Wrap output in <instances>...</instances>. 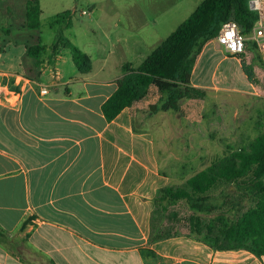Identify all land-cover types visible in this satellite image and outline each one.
<instances>
[{
  "label": "crops",
  "instance_id": "crops-1",
  "mask_svg": "<svg viewBox=\"0 0 264 264\" xmlns=\"http://www.w3.org/2000/svg\"><path fill=\"white\" fill-rule=\"evenodd\" d=\"M28 1L0 0V81L5 86L0 96V230L7 236L0 241V264H264V257L245 250L215 251L196 242L154 239L155 199L171 186V175L162 171L151 135L136 133L135 120L138 112L159 104L161 93L151 86L143 100L108 122L103 105L123 74L98 79L76 68L78 74L72 71L66 78L58 68L63 46L49 63L56 41L43 39L44 6L75 12L77 3L39 0L41 26L31 30ZM202 2L163 0L169 5L152 15L141 0H133L129 30L117 35L114 46L133 51L135 59L120 55L121 64L139 67L164 41L154 47L148 40L161 34L167 39ZM94 12L89 10L91 20ZM167 14L172 25L160 20ZM124 25L117 17L116 26ZM214 42L220 49L214 39L197 59L191 83L197 91L214 87L193 81ZM39 43L47 46L40 67L28 55ZM247 50V70L255 74L261 68ZM224 58L235 62L227 77L244 70L240 57ZM46 67H53L48 84L42 80ZM243 84L247 90L242 94L257 92L250 77ZM42 88L49 93L42 95ZM177 247L186 251L176 252Z\"/></svg>",
  "mask_w": 264,
  "mask_h": 264
},
{
  "label": "rangeland",
  "instance_id": "rangeland-1",
  "mask_svg": "<svg viewBox=\"0 0 264 264\" xmlns=\"http://www.w3.org/2000/svg\"><path fill=\"white\" fill-rule=\"evenodd\" d=\"M66 1L69 5L77 3V9L72 12L71 25L64 30L63 38L91 57L93 71L90 75L98 79L122 75L123 64L120 62V55L132 61L135 59V53L121 52L114 45L117 35L129 30L133 0H59V5ZM141 1V5L149 8L152 15L160 13L169 5L163 3V0ZM91 8L95 10L92 20L89 15H83V11L89 12ZM44 9L43 39L47 44H52L55 43L61 27L65 25L62 13L67 10L58 13L48 5H45ZM117 17L125 24L123 27L116 26ZM160 20L172 25L169 14ZM163 35L161 34L163 38L148 41L157 47L158 43L166 39L164 37L167 36ZM247 51L253 58V52L250 49ZM227 54L223 47L218 49L215 42L210 45L208 62L199 69L193 81L214 87L210 90H200L199 95L195 94L193 98L186 99L180 112L170 111L168 115H164L161 110L154 113L148 108L142 113H137L135 131L151 135L153 138L154 155L162 171L171 175V186L187 188V181L191 177L228 155L231 150L248 148L258 135L264 133V70L259 69L255 74H252L251 69L247 70L246 53H243L237 57L244 62V70L239 69L235 78L227 77L229 69L235 64L231 59L224 58ZM61 56L58 68L64 76L69 78L72 71L77 75L71 50L62 48ZM52 69L53 67L45 68L43 83L48 84L52 80ZM248 75L257 85V92L245 95L241 91L247 90L243 82L247 83ZM164 132L163 140L161 136ZM146 137L147 143H150V136ZM224 189H230L231 194L228 204L221 211L211 215L196 214L201 219L204 235L208 234L210 225H214L212 236L219 234L218 217L225 216L233 220L241 215L243 212H237L235 204L249 208L256 203L254 199L236 193L230 183L223 181L216 184L209 195L217 196ZM192 216H195V212L191 210L186 200H179L176 203L162 201L152 221L154 239H176L185 243L196 242L202 247L207 246L203 238L191 232ZM175 251L184 252L186 249L177 247Z\"/></svg>",
  "mask_w": 264,
  "mask_h": 264
},
{
  "label": "trees",
  "instance_id": "trees-1",
  "mask_svg": "<svg viewBox=\"0 0 264 264\" xmlns=\"http://www.w3.org/2000/svg\"><path fill=\"white\" fill-rule=\"evenodd\" d=\"M253 0H204L192 15L164 40L137 68L131 64L122 66L123 77L117 80V89L103 105L108 122L113 121L126 108L143 100L151 86H155L162 97L159 104L151 106V111L180 112L183 102L199 95L191 86L192 75L198 57L205 45L214 40L222 25L235 21L240 31L250 36L257 21V11L251 9ZM65 25L61 27L56 43L52 46L49 63L53 64L58 49L63 46L71 50L72 60L82 75L93 71L89 55L63 38V32L71 25L72 12L62 14ZM42 9L39 0L27 3L26 25L31 30H39ZM254 56L253 63L264 70V60L256 44L248 40ZM47 46L39 43L28 49V55L36 60V66L43 63ZM220 181L230 183L236 193L256 201L253 207L242 204L234 207L241 215L231 220L218 217L219 234L212 236L214 225L204 235L201 219L196 216L211 215L221 211L229 202L230 189H224L217 196L209 192ZM168 200L176 203L186 200L195 216L191 217V232L203 238L205 244L215 251L245 250L258 258L264 257V133L258 135L248 148L230 153L208 168L200 171L187 181V188L168 186L160 190L156 204ZM6 234L0 230V241H6Z\"/></svg>",
  "mask_w": 264,
  "mask_h": 264
},
{
  "label": "built area",
  "instance_id": "built-area-1",
  "mask_svg": "<svg viewBox=\"0 0 264 264\" xmlns=\"http://www.w3.org/2000/svg\"><path fill=\"white\" fill-rule=\"evenodd\" d=\"M256 2L257 21L252 29L250 36L244 35L235 21L225 22L217 37L216 42L223 47L229 55L239 56L247 49L248 40H252L256 46L259 54L264 60V0H253ZM89 12L83 11V15H88ZM5 88L4 84L0 81V96ZM48 88H42L41 94L47 95ZM12 95L19 96V93L12 91Z\"/></svg>",
  "mask_w": 264,
  "mask_h": 264
},
{
  "label": "water",
  "instance_id": "water-1",
  "mask_svg": "<svg viewBox=\"0 0 264 264\" xmlns=\"http://www.w3.org/2000/svg\"><path fill=\"white\" fill-rule=\"evenodd\" d=\"M250 6H251V9H253V10H256V8H257L255 1H251Z\"/></svg>",
  "mask_w": 264,
  "mask_h": 264
}]
</instances>
